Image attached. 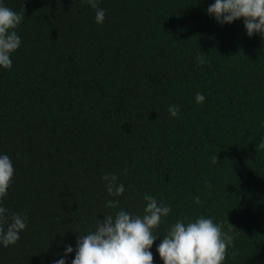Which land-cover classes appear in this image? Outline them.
I'll return each mask as SVG.
<instances>
[{
	"label": "trees",
	"instance_id": "trees-1",
	"mask_svg": "<svg viewBox=\"0 0 264 264\" xmlns=\"http://www.w3.org/2000/svg\"><path fill=\"white\" fill-rule=\"evenodd\" d=\"M214 2L98 0V24L85 0H0L25 14L0 67V155L15 169L4 206L27 218L0 264H55L103 215H143L145 195L171 208L153 264L169 226L199 216L231 228L222 264H264V38L217 23Z\"/></svg>",
	"mask_w": 264,
	"mask_h": 264
},
{
	"label": "clouds",
	"instance_id": "clouds-1",
	"mask_svg": "<svg viewBox=\"0 0 264 264\" xmlns=\"http://www.w3.org/2000/svg\"><path fill=\"white\" fill-rule=\"evenodd\" d=\"M85 2L96 10V23H103L106 14L98 7V0ZM206 12L221 25L243 18L249 37L260 34L264 38V0H215ZM24 16L23 11L17 13L0 5V67L4 69L12 67L11 56L21 46V39L15 29ZM197 59L200 65L206 63L201 56ZM195 101L203 103L205 96L198 92ZM179 111L175 105L168 108L172 117H176ZM258 147L264 148V140ZM213 163H217V156L213 157ZM14 171L10 157L7 154L0 155V245L4 247L15 245L27 224L26 214L11 212L3 203ZM103 180L107 182L106 190L110 196L119 197L125 192L124 184L119 182L116 174L105 175ZM144 200L147 203L143 215L131 214L124 209L115 214L103 215L102 220L98 219L94 231L77 236L75 249L71 245L65 246L64 258L55 264H66L65 258L73 251L75 256L71 264H153L154 257L150 249L158 238L154 230L163 223V218L169 215L171 208L158 202L152 195H145ZM119 203V200L109 199L105 206L116 209ZM196 203H200L199 197ZM233 241L231 228L225 232L223 224L199 216L195 221L185 222L181 219L170 225L156 250L163 264H222ZM236 254L232 253L233 256Z\"/></svg>",
	"mask_w": 264,
	"mask_h": 264
}]
</instances>
